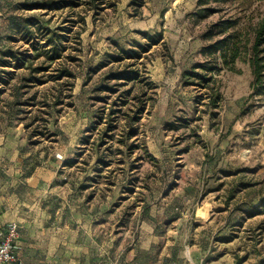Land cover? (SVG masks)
I'll return each instance as SVG.
<instances>
[{
    "label": "rangeland",
    "instance_id": "obj_1",
    "mask_svg": "<svg viewBox=\"0 0 264 264\" xmlns=\"http://www.w3.org/2000/svg\"><path fill=\"white\" fill-rule=\"evenodd\" d=\"M50 1L0 0V52L27 49L31 57L0 86V201L13 205L3 212L30 220L64 264H264V208L248 216L264 203V96H250L249 63L264 0L207 2L222 10L206 19L192 14L197 0L22 8ZM26 17L41 28L38 50L11 40ZM221 18L237 21L229 33L241 57L221 65L211 88L185 86L183 72L209 60L201 48L212 41L202 33ZM60 27L73 29L64 58L46 62L40 35ZM136 31H163L166 48L142 60L157 89L139 86L127 98L98 91L108 68L91 69L118 47L144 43ZM48 65L45 74L28 68ZM62 69L73 77L24 80ZM216 92L215 109L208 103ZM153 237L154 248L139 249Z\"/></svg>",
    "mask_w": 264,
    "mask_h": 264
},
{
    "label": "trees",
    "instance_id": "obj_2",
    "mask_svg": "<svg viewBox=\"0 0 264 264\" xmlns=\"http://www.w3.org/2000/svg\"><path fill=\"white\" fill-rule=\"evenodd\" d=\"M229 0H197L196 10L192 13L198 19H206L211 15L219 13L222 9L217 7L207 6V2H213L215 4H225ZM105 0H53L49 3L43 4H22V8L25 10L43 9V10H64L75 9L82 6H86L88 10L101 9L102 3ZM131 3H141V0H132ZM84 23V19H81V24ZM237 26L235 19L221 18L218 21L212 23L201 35L203 40L212 41L201 48V54L208 57L209 60L195 63L189 70H185L182 74L183 83L185 86H194L198 88H211L210 84L214 82L213 75L219 71L222 66L230 67L241 57L240 44L236 41L235 37L229 33L231 29ZM41 29L38 26V22L33 17H26L22 23L17 25V33L20 34L19 39L11 37L13 41H22L29 46H34L35 50L36 42H40L38 35H35L34 28ZM73 31L70 27H60L51 31L46 28L42 31L40 37L42 54L46 59V62H55L64 58V52L67 50L65 45L68 42L69 36L67 34ZM136 34L144 41L140 43L133 41L130 47H118L116 53L105 54L104 59L99 62L93 69L92 73H98L104 69H107L105 74V84L99 86L100 92H104L109 95L117 94V97L123 95L129 97L139 86H146L149 90L155 91L157 86L147 76L145 66H143L144 58L155 46H162L166 48V42L164 40L163 31L155 32L153 34L147 31H136ZM78 38V37H77ZM28 50L24 52L13 51L12 49H5L0 52V86H9L10 82L14 79V72L21 68H24L27 59H31L27 54ZM249 63L252 69L253 81L251 85V95L261 97L264 96V19L258 24L254 31V37L250 46ZM116 65V67H114ZM222 65V66H221ZM36 74H45L49 72L50 66L40 67H28ZM12 69V70H10ZM58 73H49L48 77L44 75L31 74L24 78L25 82L30 84L44 85L48 81H58L63 78H72L73 74L67 70L62 69L57 71ZM121 88L123 89L121 91ZM3 89H0V94L3 93ZM123 97V98H127ZM107 97H101L100 99H106ZM221 101V95L216 92L209 96V106L212 108H218ZM125 104L127 101L122 100ZM115 103V102H114ZM143 109H140L141 113ZM134 131L130 128V133ZM30 135V138L38 136ZM71 165L70 161H66L64 166ZM256 207L248 213L249 217H253L258 212H261V207ZM228 241V239H225Z\"/></svg>",
    "mask_w": 264,
    "mask_h": 264
},
{
    "label": "crops",
    "instance_id": "obj_3",
    "mask_svg": "<svg viewBox=\"0 0 264 264\" xmlns=\"http://www.w3.org/2000/svg\"><path fill=\"white\" fill-rule=\"evenodd\" d=\"M27 182V184H29L32 188H36L38 185L37 179H35V181L30 180ZM3 209L7 210L6 213H9L8 211L13 209V205L5 206V204L0 201V231H4L10 223L18 224L19 236L15 240L14 244L22 264H64L60 256L52 255L51 252L48 251L42 239H37L35 226L31 225L32 223L30 220L23 222V219H17L16 216H8L3 212ZM14 210H16V208H14ZM173 220L179 222L182 220V217L179 216ZM156 242L157 241H154L153 237L150 245H139V249H143L145 252L149 251L151 248H154ZM154 261L156 260L153 258V261L144 264H153Z\"/></svg>",
    "mask_w": 264,
    "mask_h": 264
},
{
    "label": "built area",
    "instance_id": "obj_4",
    "mask_svg": "<svg viewBox=\"0 0 264 264\" xmlns=\"http://www.w3.org/2000/svg\"><path fill=\"white\" fill-rule=\"evenodd\" d=\"M18 236L19 227L17 223H10L4 231H0V264H22L14 244ZM187 264L202 263L188 260Z\"/></svg>",
    "mask_w": 264,
    "mask_h": 264
}]
</instances>
